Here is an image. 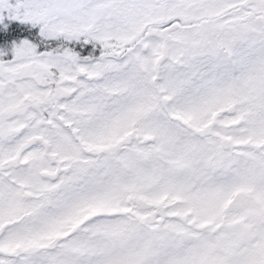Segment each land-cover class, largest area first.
Here are the masks:
<instances>
[{"label": "snow or ice", "instance_id": "obj_1", "mask_svg": "<svg viewBox=\"0 0 264 264\" xmlns=\"http://www.w3.org/2000/svg\"><path fill=\"white\" fill-rule=\"evenodd\" d=\"M0 264H264V0H0Z\"/></svg>", "mask_w": 264, "mask_h": 264}, {"label": "flooded vegetation", "instance_id": "obj_2", "mask_svg": "<svg viewBox=\"0 0 264 264\" xmlns=\"http://www.w3.org/2000/svg\"><path fill=\"white\" fill-rule=\"evenodd\" d=\"M99 54V49H97V55Z\"/></svg>", "mask_w": 264, "mask_h": 264}]
</instances>
